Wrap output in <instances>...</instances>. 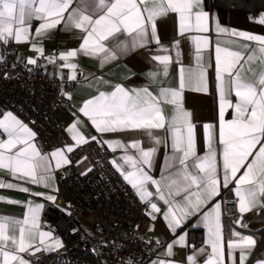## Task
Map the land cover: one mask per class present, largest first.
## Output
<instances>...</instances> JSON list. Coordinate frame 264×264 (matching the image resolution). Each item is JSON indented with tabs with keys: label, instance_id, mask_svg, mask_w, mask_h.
Instances as JSON below:
<instances>
[{
	"label": "snow or ice",
	"instance_id": "6c2138e0",
	"mask_svg": "<svg viewBox=\"0 0 264 264\" xmlns=\"http://www.w3.org/2000/svg\"><path fill=\"white\" fill-rule=\"evenodd\" d=\"M73 0H0V45L10 42L30 43L33 51L44 55L42 42L48 38L51 30L63 23L64 30L80 29L85 33L78 50H70L59 54L61 61H68L78 53L98 57L100 63L106 64L117 59L135 48L147 47L153 41L160 46L159 51L169 53L170 49L163 47L157 35V19L174 13L178 17V32L206 34L211 31L210 17L215 24L218 35L237 37L249 43H238L235 40L225 42V46L215 47V62L217 66V81L219 92V143L222 145V168H218L217 149L211 145L212 124L204 125L209 130L207 151L202 156L196 155L195 124L192 112L184 106L182 91L185 84L194 86L195 91H207L203 50L210 46L207 35H192L190 39L195 45V67L185 74L181 67L179 88L161 87L157 95L149 91L148 86L127 89L117 84L110 93L100 92L88 99L78 109L87 117L95 130L100 134L126 131H143L151 141L145 149L139 139L124 142L121 139H104L97 137L91 140L98 144H106L122 155L111 161L117 171L132 188L136 190L140 200L150 205L149 215L155 220L156 213L161 212L156 202L152 201L154 193L149 185L155 187V194L162 200L167 209L163 219L167 222L173 235L191 216L221 195V185L228 188L234 182L232 191L238 198V211L245 214L254 209L264 210V69L254 82L241 76L244 71L242 61L251 64L257 60L264 64V35L252 34L222 27L216 13L205 9L204 0H94L93 11L85 0L80 5L71 8ZM65 13H68L65 16ZM93 16L97 18L93 19ZM41 21L33 33L31 21ZM254 22L264 25V14L253 18ZM126 33L130 40L122 41L109 49L105 41L115 38L117 34ZM38 38V39H33ZM235 47L236 50H232ZM175 59L179 62L181 51L179 41L174 42ZM103 53L101 56L100 54ZM50 63H55L56 57H47ZM151 59L162 66V75L168 76L169 66L173 61L170 54L154 55ZM4 56L0 54V63ZM28 64H36V59L29 58ZM61 67L73 70L72 80H76L77 65L65 63ZM251 71V68L249 69ZM155 80L160 72L146 73ZM107 83V82H105ZM234 93L237 101L229 98ZM69 100L71 94L64 93ZM173 106L170 116L165 114L162 104ZM233 110L234 115L226 119L227 110ZM76 115L75 113L73 114ZM82 121L77 117L67 131L76 146L89 143L78 125ZM165 129L171 135L173 155L164 163V174L155 179L149 174L154 166V158L161 144V137L153 130ZM0 170H5L12 180L23 181L24 184L54 188L49 181L54 180L51 159L55 160V169L71 163L60 149L49 155H44L33 140L36 133L19 120L12 112H7L0 119ZM166 143V141H165ZM259 145L258 149L257 146ZM129 149L135 150L132 154ZM74 150L68 145L66 151ZM255 152V155L253 153ZM249 157H252L249 161ZM83 159H87L84 157ZM121 161L122 163H118ZM191 161V163H190ZM127 166L130 170H125ZM245 171L239 175L241 169ZM88 171H91L89 168ZM86 174V173H84ZM222 174V179H221ZM163 184V188L161 185ZM17 190L34 197H43L45 201L55 203L56 197L45 192H33L23 184L5 182L0 179V189ZM182 197V199H176ZM5 199L0 196V200ZM9 203H16L11 199ZM44 208L42 203L27 202V217L16 222L18 235L10 234V224L7 217H0V258L2 264H30L21 254L35 255L40 251H54L63 247L60 240H54L51 232L40 231V213ZM242 215L234 223L242 224ZM201 223L208 230V245L211 253L207 255L205 264H225V242L221 223V202L218 201L201 216ZM186 233L178 240L165 242V251L156 258H150L148 264H179L172 261L175 255L174 246H186ZM237 240H229L230 264H246L257 246V238L252 235H242L232 230ZM157 246L161 244L156 240ZM11 245V250H9ZM237 253L239 254L237 256ZM205 248L198 254L186 257V264H198V255H205ZM125 264H141L129 258ZM253 264H264V259L257 258Z\"/></svg>",
	"mask_w": 264,
	"mask_h": 264
},
{
	"label": "crops",
	"instance_id": "0c3cea01",
	"mask_svg": "<svg viewBox=\"0 0 264 264\" xmlns=\"http://www.w3.org/2000/svg\"><path fill=\"white\" fill-rule=\"evenodd\" d=\"M89 5V10L85 14H91L93 11L94 0H85ZM205 9L211 13H216L218 15L220 24L222 27L229 29H235L237 31H245L252 34L264 35V25L254 22L253 18H258L260 14H264L263 11L254 13H243L236 10H230L227 15V21L222 22L219 13L216 9L208 7L207 0H204ZM80 5V0H73L72 8H76ZM68 13H65L67 16ZM97 18L93 16V19ZM41 21L33 19L31 21V28L33 33ZM157 23V35L163 47L170 49L169 53H164L159 51V47L154 41L144 48H135L128 52L126 55L121 56L117 54V59L112 60L106 64H101L98 57L87 56L82 53L74 58H70L65 63H74L77 65L75 73L77 78L80 77L81 80L75 84L74 89L66 93L71 94V101L73 102L72 107H63L57 116V121L60 129L63 132L64 144L62 147L49 148L46 143H44L37 135L35 136L33 143L37 146L40 152L44 155H49L56 150H65V155L69 157L70 153L66 151L68 145H72L74 150L79 147L75 145V142L71 139V134L67 129L72 123L76 122L77 117L82 121V124L78 125V128L85 135V138L90 142H95L91 140V137H97L98 140L103 141L104 139H121L124 142L139 139L142 141V146L147 149L152 146L150 139L143 131H126L117 133H98L87 117H84L78 109L82 106L84 102L91 99L100 92L110 93L114 90V86L117 84L123 85L127 89L138 88L141 86H148L149 91L154 95H157L159 89L165 86H171L173 88H179L180 83V71L179 69L183 67L185 69V74H187L190 68L195 67V45L190 39L192 35H207L210 39V46L208 49L203 50L202 55L204 60L201 62L205 67L206 80H207V91H195L194 86L185 84L182 91L184 106L187 110L192 112L193 123L195 124V144H196V155L202 156L207 151L208 146V136L209 130L205 129L204 125L212 124L214 127L211 130V145L212 148L217 149V162L218 168H222V145L219 143V92H218V81H217V66L215 62V47L219 42V46L224 47L226 41L235 40L238 43H249L242 41L237 37H229L225 35H218L215 32V24L210 17V27L211 31L206 34L198 33H185L180 35L178 32V17L174 13H169L166 17H160L156 21ZM85 33L80 29L73 28L70 31L64 30L63 23L58 25L56 29L51 30L48 38L44 39L42 46L44 48V55L46 57L54 56L56 60L59 59V54L62 52H67L70 50H78L82 44V38ZM33 39H38L34 38ZM126 33L117 34L115 38H110L105 41V45L112 49L116 44L130 40ZM179 41V50L181 51V57L179 62L175 59V48L174 42ZM17 47V55L19 59L27 60L29 58L38 59L41 54L35 52L30 47V43L21 42L15 43ZM1 48V45H0ZM232 50H236L235 47ZM170 54L173 57V61L169 66L168 76L164 77L162 75V66L159 65L158 61L151 59L154 55ZM101 56L103 53L100 54ZM55 60V61H56ZM244 66V71L241 72L242 78L250 82H254L259 75L260 71L264 69V64H261L259 60L248 64L244 61L241 62ZM251 68V71L249 70ZM149 71L160 72L155 80L151 79L146 75ZM73 75V70L68 67H63L60 69V78L63 81L62 88L66 89V83H73L75 80L71 79ZM107 82V83H105ZM233 103L237 101L234 93L229 97ZM165 114L170 116L173 112V106L170 104H162ZM10 110H7L3 105L0 104V119L3 115ZM12 112V111H10ZM19 120H21L14 112H12ZM76 114L75 116L73 114ZM234 115L233 110L229 109L226 113V119L232 118ZM22 121V120H21ZM26 124L24 121H22ZM32 131L33 129L26 124ZM155 135L161 137V144L158 146L157 154L154 158V166L151 170L145 167L146 171L152 175L155 179L159 180L161 175L164 174V163L168 157L172 156L173 150L171 147V135L167 133L165 129L153 130ZM0 138L6 139V136L0 135ZM166 141V143H165ZM98 144V143H97ZM85 145V144H82ZM80 145V146H82ZM106 154L112 161L118 158L123 153L120 149L116 151L110 150L106 144H99ZM259 145L257 146L258 149ZM73 150V151H74ZM132 154H135V150L129 149ZM255 155V152L253 153ZM252 157H249L251 161ZM51 164L53 167L54 180L49 181L54 188H58V191H54L53 188H44L43 186H37L32 184H24L23 181L12 180V178L7 174L5 170H0V179L5 182H13L18 184H23V186L29 187L33 192H45L49 195L56 197L59 195H64L69 197L67 190L63 186V169L67 166L64 165L59 169H55V160L51 159ZM118 163H122L118 161ZM191 163V161H190ZM113 165V164H112ZM89 167L87 160H82L78 163V169L81 171H86ZM114 167V165H113ZM115 168V167H114ZM116 169V168H115ZM125 170H130L125 166ZM117 171V169H116ZM245 169H241L239 175H241ZM119 174L120 172L117 171ZM121 175V174H120ZM122 176V175H121ZM123 177V176H122ZM222 179V174H221ZM126 181V180H125ZM127 182V181H126ZM128 183V182H127ZM129 184V183H128ZM130 185V184H129ZM163 188V184L161 185ZM234 187V182L230 183L228 188H224L221 185V195L216 197L211 201L207 207H204L196 215L191 216L182 225L181 228L177 230V233L173 235L170 228L167 226V222L163 219V214L167 209V205L164 204L162 200L155 194V187L149 185V190L154 193L151 198L153 202H156L158 207L161 208L160 213H156V219L153 220L152 216L149 215L151 208L147 212L146 217V237L148 239H159L163 243V247L159 250V253L165 251V242H172L173 240H178L180 235H186V246H174L175 255L169 259L174 262H179V264H186V257L190 254H198L199 249L205 248V255H198V264H205L207 255L211 253V248L208 245V230L201 223V216L204 212L208 211L213 204L220 201L221 202V223L223 227V237L225 242V264H230L229 260V250L227 248L228 241L237 240L238 238L232 235L230 238L227 237L224 231V219H225V200L235 199L234 192L232 191ZM136 191V190H135ZM0 196L5 199L0 200V217H7L10 224V234L18 235V224L16 222L22 221L27 217V202L31 201L33 203H42L44 208L40 213V231L51 232L54 240H61V238L49 227L46 219L45 213L50 205H54L51 201H45L43 197H34L28 193H22L17 190L11 189H0ZM139 197V196H138ZM17 201L16 203H9L8 200ZM176 199H182V197H177ZM56 202V200H55ZM238 207V203H237ZM250 219V225L246 230H235L240 232L242 235H252L257 238V246L253 254L249 257L246 264H253V261L257 258L264 259V210L254 209L249 213L243 214ZM9 250H11V245H9ZM52 251H40L36 252L35 255H29L28 253H23L25 259L33 264L36 256ZM157 254V256H158ZM239 254L237 253V256ZM156 256V257H157ZM155 257V258H156ZM0 264H2V258H0ZM148 264V263H147ZM239 264V262H238Z\"/></svg>",
	"mask_w": 264,
	"mask_h": 264
},
{
	"label": "built area",
	"instance_id": "2783aa9c",
	"mask_svg": "<svg viewBox=\"0 0 264 264\" xmlns=\"http://www.w3.org/2000/svg\"><path fill=\"white\" fill-rule=\"evenodd\" d=\"M0 54L4 56L0 104L28 124L49 148L62 147L64 136L57 116L63 107L73 106L64 93L73 90L81 78L63 89L60 69L64 61L50 63L41 56L36 64H28L18 58L15 42L1 45ZM69 159L62 178L69 197L59 195L45 213L63 247L36 256L33 264H125L129 258L147 264L155 258L163 243L157 246L156 240L146 237L150 205L116 171L104 149L90 142L72 151ZM82 160L88 161L91 171L78 169ZM224 209L228 238L232 230L249 227L250 219L239 213L235 199L225 200ZM241 215L247 227L234 223Z\"/></svg>",
	"mask_w": 264,
	"mask_h": 264
},
{
	"label": "trees",
	"instance_id": "16d2710c",
	"mask_svg": "<svg viewBox=\"0 0 264 264\" xmlns=\"http://www.w3.org/2000/svg\"><path fill=\"white\" fill-rule=\"evenodd\" d=\"M208 7L216 9L223 23L230 10L254 13L264 10V0H207Z\"/></svg>",
	"mask_w": 264,
	"mask_h": 264
}]
</instances>
